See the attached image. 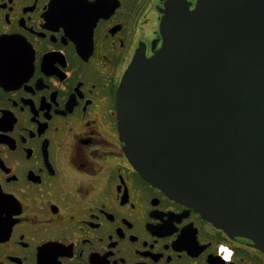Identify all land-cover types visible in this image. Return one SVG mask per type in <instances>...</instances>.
<instances>
[{
	"label": "flooded vegetation",
	"instance_id": "flooded-vegetation-1",
	"mask_svg": "<svg viewBox=\"0 0 264 264\" xmlns=\"http://www.w3.org/2000/svg\"><path fill=\"white\" fill-rule=\"evenodd\" d=\"M171 1L0 0V264H264L120 139L121 80Z\"/></svg>",
	"mask_w": 264,
	"mask_h": 264
},
{
	"label": "water",
	"instance_id": "water-1",
	"mask_svg": "<svg viewBox=\"0 0 264 264\" xmlns=\"http://www.w3.org/2000/svg\"><path fill=\"white\" fill-rule=\"evenodd\" d=\"M171 1L118 90L141 176L264 252V0Z\"/></svg>",
	"mask_w": 264,
	"mask_h": 264
}]
</instances>
